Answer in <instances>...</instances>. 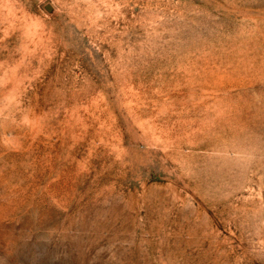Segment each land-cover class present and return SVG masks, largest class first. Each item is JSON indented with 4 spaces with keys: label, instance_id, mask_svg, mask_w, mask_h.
Listing matches in <instances>:
<instances>
[{
    "label": "rangeland",
    "instance_id": "rangeland-1",
    "mask_svg": "<svg viewBox=\"0 0 264 264\" xmlns=\"http://www.w3.org/2000/svg\"><path fill=\"white\" fill-rule=\"evenodd\" d=\"M0 264H264V0H0Z\"/></svg>",
    "mask_w": 264,
    "mask_h": 264
}]
</instances>
